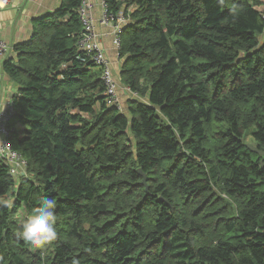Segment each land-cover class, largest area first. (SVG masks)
Returning <instances> with one entry per match:
<instances>
[{
  "label": "trees",
  "instance_id": "1",
  "mask_svg": "<svg viewBox=\"0 0 264 264\" xmlns=\"http://www.w3.org/2000/svg\"><path fill=\"white\" fill-rule=\"evenodd\" d=\"M108 3L129 17L118 76L139 98L125 111L78 48L81 0L4 63L28 173L0 161V201H14L0 204V264H264V154L247 141L264 152V1ZM44 197L57 236L33 247L18 213Z\"/></svg>",
  "mask_w": 264,
  "mask_h": 264
},
{
  "label": "built area",
  "instance_id": "2",
  "mask_svg": "<svg viewBox=\"0 0 264 264\" xmlns=\"http://www.w3.org/2000/svg\"><path fill=\"white\" fill-rule=\"evenodd\" d=\"M13 0H0V9L8 6ZM103 7L102 17L98 23L101 26L111 27L113 44L117 50V55L120 57L121 50V31L128 23L129 17L124 11L117 13L109 9L108 0H100ZM264 1V0H263ZM264 18V8L262 9ZM79 20L83 26V32L78 41V48L84 52L87 58L100 68L101 78L106 87V96L108 102L113 105L118 111L123 112L124 107L121 102L118 90L120 89L119 80L113 74L110 59L105 55L104 49L100 43V34L96 30V19L93 16V4L91 0H81V5L78 8ZM8 50V45L0 37V59ZM2 71L0 67V78ZM127 88V87H126ZM129 90V88H127ZM136 94V93H134ZM15 109L12 99L6 103L5 109H0V161H3L9 168V171L16 178L27 176L28 161L18 151H16L9 139L10 128L9 121L12 119Z\"/></svg>",
  "mask_w": 264,
  "mask_h": 264
},
{
  "label": "crops",
  "instance_id": "3",
  "mask_svg": "<svg viewBox=\"0 0 264 264\" xmlns=\"http://www.w3.org/2000/svg\"><path fill=\"white\" fill-rule=\"evenodd\" d=\"M64 0H13L8 6L0 9V37L5 40L8 50L0 59L2 76L0 78V109L6 108V103L18 93L20 84L12 79L4 71V63L12 60L18 62L16 47L32 38L36 22L50 14L55 13ZM93 4V16L96 19V30L100 34V43L105 55L111 61L113 74L119 80L121 58L113 44L111 27L101 26L98 21L102 17L103 7L100 0H91ZM263 8H260V10ZM98 20V21H97ZM118 93L121 102L126 108L129 98H136L135 94L128 90L120 82ZM138 96V95H137ZM125 103V105H124ZM126 110V109H125Z\"/></svg>",
  "mask_w": 264,
  "mask_h": 264
},
{
  "label": "clouds",
  "instance_id": "4",
  "mask_svg": "<svg viewBox=\"0 0 264 264\" xmlns=\"http://www.w3.org/2000/svg\"><path fill=\"white\" fill-rule=\"evenodd\" d=\"M4 207L12 208L14 201L7 199L0 201ZM57 202L55 199L44 197L33 214L21 223L23 240L36 247H44L57 236L56 216Z\"/></svg>",
  "mask_w": 264,
  "mask_h": 264
},
{
  "label": "rangeland",
  "instance_id": "5",
  "mask_svg": "<svg viewBox=\"0 0 264 264\" xmlns=\"http://www.w3.org/2000/svg\"><path fill=\"white\" fill-rule=\"evenodd\" d=\"M124 87H125V85H124ZM135 96H136V98H139V97L137 96V94H135ZM124 105H125V103H124ZM123 107H124V106H123ZM125 109H126V108H124V111H125ZM247 141L249 142L250 145L253 144V143L251 142L250 138H248ZM17 179H19V178H17ZM25 218H26V213H24L23 210H20V212L18 213V221L20 222V224L25 220ZM33 247H35V246H33ZM33 247H32V248H33Z\"/></svg>",
  "mask_w": 264,
  "mask_h": 264
},
{
  "label": "water",
  "instance_id": "6",
  "mask_svg": "<svg viewBox=\"0 0 264 264\" xmlns=\"http://www.w3.org/2000/svg\"><path fill=\"white\" fill-rule=\"evenodd\" d=\"M249 147H250V149H251L252 151H254V152H256V153H258V154H260V155H263V154H264L263 151L258 150L256 147H254V146H252V145H249ZM138 173L141 174V175L143 176V178H144V179H143V183L147 186L146 176L143 175L142 170H141V169H138Z\"/></svg>",
  "mask_w": 264,
  "mask_h": 264
}]
</instances>
